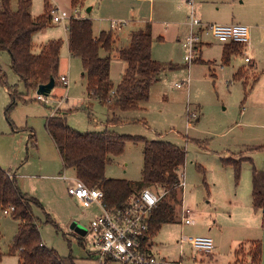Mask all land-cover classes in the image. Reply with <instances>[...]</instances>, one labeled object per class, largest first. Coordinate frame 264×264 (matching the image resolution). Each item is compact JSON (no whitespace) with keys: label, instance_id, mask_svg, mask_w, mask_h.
Instances as JSON below:
<instances>
[{"label":"rangeland","instance_id":"obj_1","mask_svg":"<svg viewBox=\"0 0 264 264\" xmlns=\"http://www.w3.org/2000/svg\"><path fill=\"white\" fill-rule=\"evenodd\" d=\"M10 1L16 10L19 0ZM31 1L32 15L43 14L46 0ZM125 1L127 4L124 0H86L78 13L92 20L95 36L101 31H112L119 38L120 33L126 45L129 33L137 25H143L141 21L151 25L152 58L164 69L151 86L149 99L138 110L117 111L121 121L107 125L108 106L88 96L82 61L69 53L66 40L69 19L62 23L51 21L45 34L33 35V51L39 53L41 46L50 40H63L59 78L66 75L69 83L66 86L59 80L48 96L38 100L37 90L27 89L11 68L9 53L0 51V67L8 86L23 98L6 112L11 98L0 83V161L6 169L17 173L21 190L41 202L42 206H34L33 211L40 219L43 242L61 256L72 254L80 264H100L97 258L88 255L94 250L93 236L88 229L94 216L100 213V207L96 204L83 207L68 193L73 180L57 178L64 172L71 178L76 174L75 169L64 168L47 131V118L57 108L59 113L66 112L68 126L80 133L101 132L107 128L121 135L171 142L186 149V163L181 173L186 186L182 188V202L176 205V221L163 225L153 237L154 254L165 260L158 264H194L193 256L211 263L212 254L196 253L188 242L182 241L184 237L198 235L214 239V258L217 256L219 264H254L248 252L256 239L264 237L262 214L252 207L253 171L254 168L264 171V27L255 28L256 23L264 26V14L254 18L258 8L252 0H246L243 5L234 4L235 0H217L218 3L203 0L198 16L204 24H231L243 17L248 19V25L252 24L250 47L232 55L221 69L223 44L210 33L198 34L194 61L189 63L185 59L187 51L179 39H184L190 31L188 0H155L154 6L146 0L134 12L133 1ZM91 6L94 10L87 12ZM258 6L264 13V1ZM65 9L76 14L69 5ZM131 18L134 23L129 21ZM113 21H124L126 26L120 32L113 31L110 26ZM246 55L254 61L246 62ZM126 67L123 59L112 58L114 89ZM238 71L243 78L234 77ZM31 133L35 134V141L29 140ZM143 148L141 141H128L123 153L114 156L106 167L107 177L140 181ZM233 160L241 163L239 174ZM149 188L160 194V187ZM183 207L195 212L191 224L182 222ZM48 215L51 222L46 221ZM73 223L84 226L86 234L80 236L73 231ZM17 227L18 222L12 215L0 210L1 264H18V255L10 254ZM262 244V256L257 264H264Z\"/></svg>","mask_w":264,"mask_h":264},{"label":"trees","instance_id":"obj_2","mask_svg":"<svg viewBox=\"0 0 264 264\" xmlns=\"http://www.w3.org/2000/svg\"><path fill=\"white\" fill-rule=\"evenodd\" d=\"M78 3L79 0H72L73 7ZM31 7V0H19L16 10L12 9L10 0H1L0 51L9 53L11 68L25 87L37 90L40 84H47L53 79L56 86L60 80L59 65L63 40H50L41 46L39 53L33 51V35L50 26L53 7L46 0L44 13L36 17L31 14ZM67 42L70 54L82 61L88 96L108 106L110 115L107 125L121 121L117 111L140 109L141 103L149 99L150 88L159 80L164 69L161 63L152 58L153 36L148 27L133 31L129 44L117 49L112 31H101L95 36L91 19L72 17L67 26ZM243 50L244 47L239 43L226 44L222 63L226 65L232 55L242 53ZM114 52L127 64L124 76L115 89L110 74ZM235 77L243 78L241 71H238ZM0 83L11 98L6 109L8 112L22 96L9 88L1 67ZM66 115V112H58L46 121L47 131L56 145L64 168L75 169L76 176L87 186L101 189L105 194L106 206L112 209L123 208L127 198L143 187L156 186L164 189L166 194L158 202L150 219L153 237L163 225L176 221V205L182 202V188L179 183L186 163L185 148L168 141L117 134L107 128L101 132L80 133L68 126ZM29 140H36L34 133H31ZM128 141H141L144 144L143 167L138 182L113 179L106 175V167L114 156L123 153ZM233 162L239 174L241 163L234 160ZM8 172L0 167V210L14 206L11 215L19 222L10 246V254L18 255V264H76L72 254L61 256L43 242L40 219L33 211L34 206H42L41 202L23 192L16 178L9 177ZM252 180L253 208L262 212L264 225V171L254 168ZM50 220L48 215L46 221L51 222ZM239 250L236 251L237 256ZM248 253L254 264L259 263L262 245L254 243ZM89 257L94 255L90 254ZM2 258L3 254L0 252V264ZM198 264L206 263L199 261Z\"/></svg>","mask_w":264,"mask_h":264},{"label":"built area","instance_id":"obj_3","mask_svg":"<svg viewBox=\"0 0 264 264\" xmlns=\"http://www.w3.org/2000/svg\"><path fill=\"white\" fill-rule=\"evenodd\" d=\"M192 1L188 0L190 31L184 39L180 40L187 51L186 61L189 63L194 61L198 52V34L201 32L210 33L221 43H239L244 47V50L247 48L250 40L249 26L240 23L204 24L197 15ZM75 13L71 14L66 10L53 8L51 11L52 22L62 23L66 19L78 17L79 13L77 11ZM125 25L124 21H113L110 24L113 31H121ZM245 61L252 63V59L247 55ZM220 68L224 69L223 63ZM60 80L66 86L69 83L66 75L61 76ZM38 99L43 100V97L39 95ZM54 113H56V109H54ZM8 176L13 177V174L8 172ZM62 177L63 179L69 178L66 173ZM185 185V178L181 177L179 186L184 188ZM68 193L77 198L85 208L96 204L101 209V212L91 221L88 229V233L93 236L94 244V250L89 252H92L100 264H158L165 261L154 254L153 236L150 231V219L158 202L166 194L164 189H161L158 194L149 187L142 188L130 195L121 209L108 208L104 202V192L99 188L87 186L78 177L74 178V184L68 188ZM2 210L5 214H11L14 211V206H8ZM182 213V222L191 224L195 212L184 207ZM182 241L188 242L196 253L211 255L215 251V242L211 236H188L184 237ZM192 259L194 264L199 263L195 256Z\"/></svg>","mask_w":264,"mask_h":264},{"label":"crops","instance_id":"obj_4","mask_svg":"<svg viewBox=\"0 0 264 264\" xmlns=\"http://www.w3.org/2000/svg\"><path fill=\"white\" fill-rule=\"evenodd\" d=\"M49 1V0H48ZM51 1V2H50ZM49 2H50V4L52 5V7L53 8H58V9H62V8H64L63 10H66L65 9V7L67 6V5H69L70 6V9L72 10V12L73 11H77L78 12V9L79 8H81L82 6H84V4H85V1L86 0H79V3H78V5L76 6V7H73V5H72V0H50ZM133 1V4H132V11L134 12V10L136 9V10H140L142 7H143V3H145L146 2V0H132ZM135 1V2H134ZM147 1H151L152 3H153V6H154V2H155V0H147ZM219 1H221V0H219ZM260 1H264V0H252V2H253V4L258 8L255 12H254V18L255 17H259L260 16V14H264L263 13V10H262V8H260L258 5H260ZM204 1L203 0H195L194 1V3H193V7H194V9H195V11H196V13H197V15H199V11L198 10H201L202 9V5H204V3H203ZM124 3L125 4H127L126 3V1L124 0ZM215 3H218V1L216 0V2ZM236 3V5H238V4H246V0H235V2H234V4ZM62 7V8H61ZM189 7V6H188ZM91 8V10L90 11H88V8H87V12H92L93 10H94V6H91L90 7ZM67 11V10H66ZM69 12V11H68ZM71 13V12H70ZM32 14V13H31ZM71 14H73V13H71ZM34 16V15H33ZM74 16V15H73ZM82 16V15H81ZM34 17H36V16H34ZM78 17H80V15H78ZM86 18V17H85ZM243 19V20H242ZM133 19L131 18V20H129L130 22H132V23H134L135 21H132ZM202 20V19H201ZM240 21H237V22H232V23H240V24H245V25H247V26H249V28L251 27V25H248V23H246V20H248L247 18H245V17H243V18H241V19H239ZM70 21V20H69ZM234 21V20H233ZM138 22H140V21H138ZM141 22H144L143 23V25H137L135 28H133V30H131V32L129 33V38H128V44H129V41H130V35H131V33L133 32V31H136V30H139V29H146L147 27L148 28H150V31H151V34H152V36H153V30H152V27H151V25L149 24V23H147V21H141ZM147 24H146V23ZM231 23V24H232ZM68 26V25H67ZM126 26V25H125ZM262 28V27H264V26H260L258 23H256V26H255V28ZM67 28V27H66ZM122 31V30H121ZM40 33H42V34H45V32H46V28L45 29H42L41 31H39ZM120 32V31H119ZM119 38H115V40L116 39H118V40H116V42H115V48H123V47H126L127 45L124 43V42H122L121 41V38H120V33H119V36H118ZM251 38H252V33H251V30H250V40H251ZM66 40H67V37H66ZM181 39H179V41H180ZM250 40H249V43H248V46H247V48H249L250 46H249V44H250ZM181 42V41H180ZM221 43V42H220ZM223 44V46H222V51H223V49H224V46L226 45V43H222ZM67 45H68V42H67ZM70 53V52H69ZM250 55V54H249ZM252 55H253V57H255L256 56V53L253 51L252 52ZM222 56H223V54H222ZM113 57H118V55H117V53L116 52H114L113 53V55H112V58ZM252 61H254L253 59H252ZM209 63H211V62H209ZM110 74H111V71H110ZM235 75H236V73H235ZM235 75H234V77H235ZM38 99V98H37ZM39 100V99H38ZM54 110V109H53ZM58 113V109L56 108V113H53V115H55V114H57ZM62 160V159H61ZM62 164H63V162H62ZM0 167L1 168H3L4 170H7V171H9V172H11L12 174H13V177H15V178H17V173L16 172H12L11 171V169H6V167L3 165V163L0 161ZM64 173H66V172H64ZM64 173H60L58 176H57V178H59V179H61V180H64V181H70V179H72L73 180V182H74V178L75 177H77V176H75V177H69L68 179H63V174ZM67 174V173H66ZM75 174H76V171H75ZM183 175V177H184V174H182ZM68 176V175H67ZM17 180V179H16ZM17 183H18V181H17ZM74 184V183H73ZM73 184H71V185H73ZM70 185V186H71ZM18 186H19V183H18ZM69 186V187H70ZM186 186V185H185ZM68 187V188H69ZM19 188H20V186H19ZM21 189V188H20ZM77 199V198H76ZM80 202V201H79ZM94 205V204H93ZM91 207V206H90ZM252 207H253V198H252ZM184 208V207H183ZM188 208V207H187ZM254 209V208H253ZM101 210V209H100ZM101 212V211H100ZM258 212H261V211H258ZM99 214V213H98ZM97 214V215H98ZM261 214H262V212H261ZM95 217V216H94ZM253 219H256L255 217L253 218ZM17 221V220H16ZM262 221H263V214H262ZM18 222V221H17ZM18 225H19V222H18ZM264 226V225H263ZM17 229H18V227H17ZM208 236V235H207ZM260 238H262V240H260V239H256L255 241H254V243H260L261 245H262V247H263V244H262V242H264V237H260ZM254 246V244H252V247ZM251 247V248H252ZM89 251V250H88ZM90 254H92V252H89V254L88 255H90ZM214 255H215V252L212 254V257H210V262L211 263H209V264H219V261H218V259H217V256H215V258H214ZM95 257V256H94ZM96 258V257H95ZM238 260V256L236 255V261ZM75 261H76V264H80L79 262H77V259H76V257H75ZM235 263V262H234Z\"/></svg>","mask_w":264,"mask_h":264},{"label":"water","instance_id":"obj_5","mask_svg":"<svg viewBox=\"0 0 264 264\" xmlns=\"http://www.w3.org/2000/svg\"><path fill=\"white\" fill-rule=\"evenodd\" d=\"M90 10H91V8H88V11H90ZM54 87H55V81L52 79L47 84H40L37 88V93L41 96H48ZM71 229L73 231L77 232V234L80 236L85 235L87 232V229L84 226L79 225L78 223H73L71 225Z\"/></svg>","mask_w":264,"mask_h":264}]
</instances>
